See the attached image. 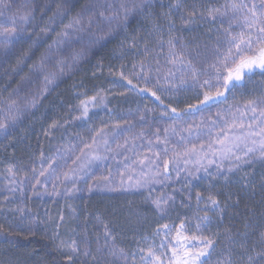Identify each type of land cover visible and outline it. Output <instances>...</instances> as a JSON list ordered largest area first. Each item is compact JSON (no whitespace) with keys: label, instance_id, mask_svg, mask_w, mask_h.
<instances>
[{"label":"rangeland","instance_id":"374dc122","mask_svg":"<svg viewBox=\"0 0 264 264\" xmlns=\"http://www.w3.org/2000/svg\"><path fill=\"white\" fill-rule=\"evenodd\" d=\"M253 5L263 13L261 0H0V33L15 28L7 40L0 35L1 221L53 234L61 251L88 264H144L149 248L167 262L182 222V235L214 242L203 264H264V157L256 135L264 129V73L234 81L221 102L179 114L205 91L223 90L220 61L233 37L247 35ZM101 49L117 51L112 69L98 58ZM81 72L100 85L93 116L81 117L72 100L69 113L40 129L38 148L28 142L16 156L14 143ZM118 77L156 96L139 97ZM205 80L211 88L201 87ZM247 148L256 151L245 156ZM239 189L261 199L244 216L233 200ZM102 209L117 212L120 227Z\"/></svg>","mask_w":264,"mask_h":264},{"label":"trees","instance_id":"16d2710c","mask_svg":"<svg viewBox=\"0 0 264 264\" xmlns=\"http://www.w3.org/2000/svg\"><path fill=\"white\" fill-rule=\"evenodd\" d=\"M187 19V23L192 24L193 19ZM137 37L139 39L141 38V36ZM113 50H110L109 52L107 51V49H101L97 54L98 58H103L102 65L104 67L112 69L115 60L119 59L117 51ZM256 72L259 73L258 70H255L253 73ZM93 74L81 72L76 77L70 78V80L67 81L65 80L60 85L58 89L59 93L57 94V96L53 97L51 99V102L44 105V108H42L35 116L36 121L33 127L25 129V139L23 143L19 142V145H15L14 143L12 150H14L16 156H20L21 154L24 155L26 153L27 150H25V148L29 144L28 142H30L31 144H35L36 146L34 147V149H37L39 145L37 146L36 141L38 139V136L40 135V129L48 125L55 116L61 114L62 112L69 113L68 106L70 105V103H72V100L73 103L77 102V109L79 110L80 116L82 117L84 115V109L81 106V101H86L90 100V98H94V103L89 102L87 104V115H84L88 116L91 114V116H93L95 104L98 100L97 94L100 92V89L98 88L100 86L98 80L91 77V75ZM116 81L123 86H126L128 90H130L133 94L138 95L139 97H143L145 99H150L152 97L151 91H144L143 88L133 83L129 84L128 79L125 77H118ZM133 85H135V87H133ZM230 88V85L227 90H224L223 88V90H221L225 93L223 96L216 97L215 99L210 100L203 105H197V107L194 109H188L187 106L189 104H195L198 99L196 101H190L189 104H185L183 106L179 114L197 112L203 108L210 107L217 102H221L222 99L226 98ZM199 99H203V94ZM39 118H44L42 123L39 122L40 124L37 123V120H39ZM88 118L90 117H87V120ZM85 119L83 118V121ZM258 176H260L259 173ZM256 186L257 188H261L259 183L256 184ZM260 190H262V188ZM233 200L237 201L238 211L241 210V215L244 216V214H246L244 212H248V210L250 209L249 207L253 206L250 203L259 201L260 204L261 199L259 193L257 197H249V193H245L243 189H239L236 199ZM104 210L102 209L103 216L106 217L108 221L111 220L112 225L120 227L122 219H118L119 214L117 212H114V210ZM1 220L2 218L0 219V264H88L77 260L75 261L74 259L69 261L67 258L70 256V253L66 254L65 252L60 250V248L56 245V242L53 241V234H49L46 231L44 233L39 230L31 231L26 228H16V226L7 227V224L2 222ZM234 224H236V222H234ZM128 231L129 229H127L126 227H122V230L120 232L122 237L130 238L127 235ZM130 244H132V242Z\"/></svg>","mask_w":264,"mask_h":264},{"label":"snow or ice","instance_id":"6c2138e0","mask_svg":"<svg viewBox=\"0 0 264 264\" xmlns=\"http://www.w3.org/2000/svg\"><path fill=\"white\" fill-rule=\"evenodd\" d=\"M176 9L180 8L179 3L174 5ZM233 9L238 8V5L233 4ZM255 5L251 11L250 17H245V23L247 25V35L245 33H241L239 37H233L230 41L232 47H229L227 51L223 54V58L220 61L221 69L226 68L227 74L224 75L223 71L218 69L217 74V82L220 81V77L223 76V88L227 90L229 85L234 81L240 82L243 81L244 77L259 69L262 73H264V13L257 14L255 11ZM261 7H264V0H261ZM194 15V13L192 14ZM26 19V17H23ZM259 25V27H257ZM15 32V28L9 30L5 29L3 35L7 40L10 37H13ZM67 35V33H65ZM52 83L51 80H46V84ZM128 83L131 84L132 81L128 80ZM207 86L211 88L212 85L208 80H205L201 87ZM135 87V85H133ZM47 90L45 87L44 91ZM147 91L148 89H143ZM225 93L217 89L214 93L210 91H205L203 94V99H198L195 104H189L188 109H194L197 105H203L206 102L215 99L216 97L223 96ZM43 95V92H41ZM153 96H156L155 92H152ZM157 99H160L158 96ZM89 102L94 103V98H90V100L81 101V106L84 109V115H87V104ZM163 103V101H161ZM14 103V102H13ZM35 101H33V104ZM254 102L249 101L248 107L252 108V111L255 112L256 109L253 107ZM175 108H172V112H176ZM261 115L264 116V110H262ZM238 127L243 128V125H239ZM251 127V126H249ZM6 128L4 123H0V129ZM225 137H227V133H224ZM257 136H261L260 142V156L264 157V129L261 132L256 133ZM246 139L245 137H235L236 141H243ZM218 143L224 144L225 141H218ZM255 143V141H253ZM231 148L225 150V154L230 152ZM256 151L253 148H247V151L244 153L247 156L249 153ZM237 161L241 160V157H236ZM167 162H165V171H167ZM198 198H199V194ZM210 203L213 206H218V201L215 198L210 197ZM157 207L160 205V201H157ZM200 221H207L209 218L207 215L198 218ZM184 223L182 222L177 228L176 236L169 241L170 247L167 249L170 252V256H168L167 262H165L161 257L156 256L151 248H149L143 257L144 264H203L202 257H206L210 255V250L214 247V242L206 237L192 235V236H184L182 235V230L184 229ZM164 229L168 228V225L162 226ZM201 228V224H197V229ZM262 241H264V234L261 236ZM200 244L202 247L196 248L195 245ZM75 242L71 245V249L73 252H76L77 249L74 247ZM161 247H164V242L162 241ZM144 249H141V252H144ZM167 254V253H166ZM69 261L72 260V257L69 256L67 258ZM251 257L249 260L251 261Z\"/></svg>","mask_w":264,"mask_h":264}]
</instances>
